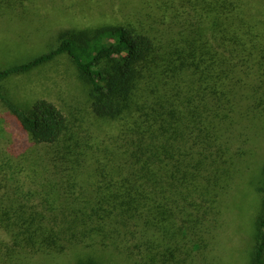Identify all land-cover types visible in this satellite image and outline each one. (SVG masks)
Segmentation results:
<instances>
[{
  "label": "trees",
  "instance_id": "16d2710c",
  "mask_svg": "<svg viewBox=\"0 0 264 264\" xmlns=\"http://www.w3.org/2000/svg\"><path fill=\"white\" fill-rule=\"evenodd\" d=\"M157 4L189 24L65 30L56 49L0 71L1 82L69 56L104 123L76 131L53 103L26 111L0 91L16 135L0 161V264H107L108 250L211 264L222 210L245 186L257 199L246 264H264V160L251 181L244 167L264 129V0Z\"/></svg>",
  "mask_w": 264,
  "mask_h": 264
},
{
  "label": "rangeland",
  "instance_id": "374dc122",
  "mask_svg": "<svg viewBox=\"0 0 264 264\" xmlns=\"http://www.w3.org/2000/svg\"><path fill=\"white\" fill-rule=\"evenodd\" d=\"M157 1L0 0V71L56 49L58 34L65 30L123 24L149 33L153 17L184 26L189 24L186 19L175 18L168 10L156 12L155 8H159ZM148 14H152V17L148 18ZM85 89L78 70L67 55L28 74L12 76L0 82L1 93L21 109L28 111L36 101L47 100L63 111L73 124V130L82 132L93 130V123H97L91 114ZM107 127L104 126V129H108L105 132H110ZM252 135L256 156L246 160L244 165L246 172L249 169L246 173L249 181L264 160V129L253 128ZM15 137L9 125L0 118V161L11 156L8 151L15 146ZM245 187L242 194L238 192L230 197L222 210L221 226L216 232L209 256L211 264L248 262L254 245L251 234L254 233L252 223L257 199L251 189ZM76 256H59L51 260L37 258L31 264H74ZM103 260L107 264H132L126 256H119L110 250Z\"/></svg>",
  "mask_w": 264,
  "mask_h": 264
}]
</instances>
